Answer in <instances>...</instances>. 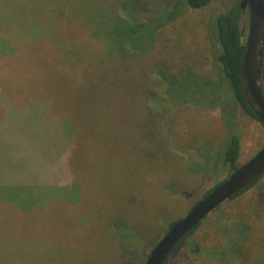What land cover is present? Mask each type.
I'll return each mask as SVG.
<instances>
[{
  "label": "rangeland",
  "instance_id": "374dc122",
  "mask_svg": "<svg viewBox=\"0 0 264 264\" xmlns=\"http://www.w3.org/2000/svg\"><path fill=\"white\" fill-rule=\"evenodd\" d=\"M122 1L0 0V121L6 124L0 129V264H118L121 244L139 236L135 243L151 250L169 223L231 173L218 167L208 178L194 175L205 164L197 151L183 161L173 157L175 141L188 149L202 135L211 139L215 163L226 134L219 109L180 110L166 129L165 116H153L142 94L151 90V67L159 63L173 73L192 68L212 75L209 32L214 18L237 0L189 7L161 28L153 49L137 56L144 73L132 62L116 63L115 56L104 60L106 44L91 35L107 39L126 60L119 45L130 24L119 17ZM240 23L246 41L247 10ZM261 66L264 88V53ZM4 94L20 106L30 99L33 115L27 109L9 118ZM35 114L38 121L59 116L73 122L72 154L70 144L52 140L49 126L36 124ZM238 116L241 165L263 146L264 125L240 109ZM226 120L236 128L229 114ZM222 206L228 230L218 214L209 215L193 233V244L170 264H264V174ZM238 220L250 227L240 245L247 230Z\"/></svg>",
  "mask_w": 264,
  "mask_h": 264
},
{
  "label": "trees",
  "instance_id": "16d2710c",
  "mask_svg": "<svg viewBox=\"0 0 264 264\" xmlns=\"http://www.w3.org/2000/svg\"><path fill=\"white\" fill-rule=\"evenodd\" d=\"M211 1L212 0H123L121 2V11L124 14L122 15L119 13V17H121L120 19L122 21L130 25L127 41H124L119 45V50L125 52L126 60L121 59L124 57L118 55L110 48L107 39L97 33L91 35L94 40L104 41L106 44L107 52L106 54H103L104 60L115 56L114 60L116 63L117 61L132 62L140 67L144 73L145 68H142V66L145 67V65L140 61L141 58L139 59L137 56L140 54L143 55V53H147L153 49L158 37V31L164 26L179 20L187 8H200L206 6ZM240 4L241 0H237L227 12L221 13L214 18L216 19L214 30L209 32L208 36V40L211 44L210 53L212 56V75L200 73L192 68H187L180 73H173L169 70L166 64L159 63L151 67L154 75L151 90H149L147 94L146 92L142 94L143 100L148 101L150 105L149 111L153 113V116H165L163 124L166 129L172 127V125L174 126L177 122V114L180 110L188 107L197 108V110H211L215 108L220 110V116L226 129V134L221 148L215 153V163L212 164L210 160L208 144L211 139L207 136L197 135L194 138V141L191 142L192 146L188 149H180V147L176 146L177 143L175 141L173 147L174 151L172 150L173 157L177 161H183L184 157L188 158L187 155L190 154L189 152L197 151L198 158L205 164L201 167V170L194 172V175H204L206 178H208L206 175H209V173H216V168L218 167H223L228 171L233 172L240 165L239 157L241 143L238 132L239 109L256 118L252 108L248 104L241 81V69L244 53L246 52V41L243 40L241 33L240 21L244 10L241 8ZM86 38L87 37H85V39ZM93 38L91 37L92 40ZM2 55L3 57H8V59L12 57L7 53H3ZM134 58L135 60H133ZM261 80L262 74L260 76V82ZM162 88L163 92L161 91ZM261 88L263 92L264 88L262 84ZM3 96L2 109L3 111L7 110L9 118H12L14 114L22 117L23 113H27L25 112L27 109H30L28 113H31V116L33 115V112H31L33 103L30 99L26 100L24 105L21 104L20 106V104L16 101L14 102L12 98L7 97L5 94ZM34 105L39 106V104ZM228 114L233 119L232 122L236 124L235 129L228 126L229 123H227L226 120V115L228 116ZM0 120H3V117L0 118ZM35 122L38 126H43L42 128L44 129L46 126H49L52 133V140L62 145L70 144L69 147H67V152L70 150L69 154H72V150L76 147L77 134H75L72 129L73 122L71 120L67 119L65 121L64 118L54 116L50 122L38 121L35 114ZM5 125L4 121H0V129L4 128ZM69 140H71V143H69ZM184 144H189V142L186 141ZM64 153L65 152L57 155L63 159L62 154ZM261 178L262 176L247 188L232 196L229 200L236 199L237 196L255 185ZM221 182H217L211 187L204 197ZM174 186L175 185L171 186V191L178 192V189L174 188ZM222 205L209 215L213 213L218 214L219 219L222 220V229L226 231L228 230L226 226L230 220L227 219L228 217H226L225 210H223L224 206ZM252 207L254 206L252 205ZM240 220L237 222H239L242 228L245 227L247 233L242 239H240L238 245L245 241V238L250 231V227L248 225H242ZM175 221L169 223L168 229ZM119 223V219L114 220L112 223L113 227L116 229L119 227ZM201 223L176 246L164 264H170L174 256L182 250L183 247L193 244L190 243V239L192 238L193 233L200 227ZM126 227L128 228L127 225ZM133 237L134 240L131 245L124 246L121 244L122 248L119 252L120 260L118 264H145L150 249L146 251L143 250L145 245L140 246L135 243L140 242L138 239L140 237ZM227 248L228 247L225 249ZM200 250L203 249L200 248ZM229 250L232 251L233 249L229 248ZM216 251L220 253V249ZM204 253L210 254L208 250ZM226 256H228L226 253H220V257L223 261L228 260L226 259ZM229 261H231V258Z\"/></svg>",
  "mask_w": 264,
  "mask_h": 264
},
{
  "label": "water",
  "instance_id": "95a60500",
  "mask_svg": "<svg viewBox=\"0 0 264 264\" xmlns=\"http://www.w3.org/2000/svg\"><path fill=\"white\" fill-rule=\"evenodd\" d=\"M249 12V30L243 57L241 81L244 94L256 118L264 125V94L261 88V62L264 53V0H242ZM264 174V144L244 164L230 173L191 209L175 221L150 250L145 264H164L176 246L210 213Z\"/></svg>",
  "mask_w": 264,
  "mask_h": 264
},
{
  "label": "flooded vegetation",
  "instance_id": "af4514ba",
  "mask_svg": "<svg viewBox=\"0 0 264 264\" xmlns=\"http://www.w3.org/2000/svg\"><path fill=\"white\" fill-rule=\"evenodd\" d=\"M242 1V0H241Z\"/></svg>",
  "mask_w": 264,
  "mask_h": 264
}]
</instances>
